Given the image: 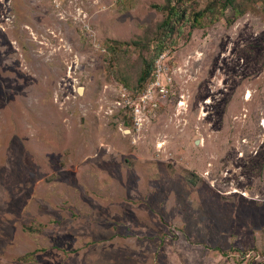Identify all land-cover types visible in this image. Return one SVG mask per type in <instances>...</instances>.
I'll list each match as a JSON object with an SVG mask.
<instances>
[{
  "label": "rangeland",
  "instance_id": "rangeland-1",
  "mask_svg": "<svg viewBox=\"0 0 264 264\" xmlns=\"http://www.w3.org/2000/svg\"><path fill=\"white\" fill-rule=\"evenodd\" d=\"M224 2L0 0V264H264V0Z\"/></svg>",
  "mask_w": 264,
  "mask_h": 264
},
{
  "label": "trees",
  "instance_id": "trees-1",
  "mask_svg": "<svg viewBox=\"0 0 264 264\" xmlns=\"http://www.w3.org/2000/svg\"><path fill=\"white\" fill-rule=\"evenodd\" d=\"M224 5L228 6L232 4L235 0H224ZM157 8L167 9L168 14L165 16L163 21L160 24L161 29H164L163 37L158 41L157 45V54L158 56L165 50V39L168 36H171L175 31L181 32L183 28V24H186L189 20L188 16H186V10L180 12L179 9L175 7V5H169L166 8L164 6L156 5ZM201 15V13H200ZM194 20V21H193ZM191 19V25L194 26L196 22H198L199 17L195 16L194 19ZM153 64L147 66L138 78V84L140 87H143L145 82L148 80L152 73Z\"/></svg>",
  "mask_w": 264,
  "mask_h": 264
},
{
  "label": "built area",
  "instance_id": "built-area-1",
  "mask_svg": "<svg viewBox=\"0 0 264 264\" xmlns=\"http://www.w3.org/2000/svg\"><path fill=\"white\" fill-rule=\"evenodd\" d=\"M167 55L166 52H162L159 56H158V72L161 73L163 70H165V66L163 65V60L165 58V56ZM158 90L161 93H165L166 92V88L164 85H162L160 83V81L158 80ZM149 90L147 92L144 93L143 97H142V101H145L146 98L148 97V93ZM126 93H123V96H126ZM142 113V105L141 103H137L136 107L134 108V116L135 118L138 119L139 115Z\"/></svg>",
  "mask_w": 264,
  "mask_h": 264
},
{
  "label": "water",
  "instance_id": "water-1",
  "mask_svg": "<svg viewBox=\"0 0 264 264\" xmlns=\"http://www.w3.org/2000/svg\"><path fill=\"white\" fill-rule=\"evenodd\" d=\"M78 91H79V93H82L83 92V88L79 87ZM199 143H200V139H197L196 140V144H199Z\"/></svg>",
  "mask_w": 264,
  "mask_h": 264
},
{
  "label": "bare ground",
  "instance_id": "bare-ground-1",
  "mask_svg": "<svg viewBox=\"0 0 264 264\" xmlns=\"http://www.w3.org/2000/svg\"><path fill=\"white\" fill-rule=\"evenodd\" d=\"M81 94H82V93H81ZM249 96H251V93H250V92L248 93L247 97H249Z\"/></svg>",
  "mask_w": 264,
  "mask_h": 264
}]
</instances>
